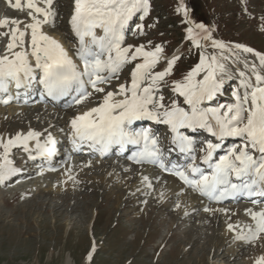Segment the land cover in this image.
Returning a JSON list of instances; mask_svg holds the SVG:
<instances>
[{"label": "rangeland", "instance_id": "1", "mask_svg": "<svg viewBox=\"0 0 264 264\" xmlns=\"http://www.w3.org/2000/svg\"><path fill=\"white\" fill-rule=\"evenodd\" d=\"M183 2L189 19L205 25L215 40L231 48V58L224 61L230 79L225 80L223 93L218 96V102L231 103L232 93L239 86L240 71L253 76L250 68L255 65L264 75V68L254 54L233 47L242 45L264 55V0ZM150 4L149 15L143 21L134 19L130 25L125 44L147 45L151 41L152 45L163 46L166 57L179 56L168 79L169 82L181 80L199 63L202 49L187 38L189 24L184 22L183 12H177L180 0H150ZM53 7L57 12L55 27H45L62 36L64 46L75 59L78 40L69 24L74 0H54ZM8 12L20 14V17L11 15L28 22L26 11L14 10L8 0H0V19H12ZM140 23L144 25V35L136 33L135 25ZM8 30L0 28V56L7 51L9 37L4 33ZM202 43L206 44L204 51L209 55H220L210 42ZM164 66L161 62L157 70ZM130 68L126 67L120 79L114 80L107 90L129 81ZM37 88L40 85L34 83L32 89ZM164 94L166 99L172 96L170 87L164 88ZM38 97L39 91L28 103H20L24 97L19 96L8 105L0 104L4 115L0 116V137L6 140L15 133L39 128L41 139L51 133L55 140L60 133L69 132L70 119L75 114L95 106L94 102H87L69 107L66 98L57 107L38 101ZM147 126L159 135L161 147L167 150L170 147L167 127L143 121L138 128ZM195 138L213 139L203 131ZM239 142L238 138L228 139L217 155ZM68 147L65 141L51 167H47L45 159L27 158L22 147L12 149L10 158L17 174L0 183V264H255L264 256V234L251 243L237 240V233L227 230L233 220L225 221L220 215V209L231 210L247 203L242 201L234 206L232 202H223L217 211L210 213L204 209L216 205H204L201 202L204 197H199L201 201L190 207L189 197L180 190L163 200L156 189L164 186L165 174L161 173L159 178L155 175L158 172L149 173L152 186L148 187L139 181L146 165L134 166L128 160L129 154L128 158L117 153L105 158L87 157L84 149L70 154ZM170 158L177 163L186 162L184 157H173L172 153ZM68 165L76 170H73L74 178L64 184L63 169ZM112 171L117 175L113 177ZM47 174L53 178L49 190L19 193L20 186L33 184ZM224 230L227 235L223 234Z\"/></svg>", "mask_w": 264, "mask_h": 264}, {"label": "snow or ice", "instance_id": "2", "mask_svg": "<svg viewBox=\"0 0 264 264\" xmlns=\"http://www.w3.org/2000/svg\"><path fill=\"white\" fill-rule=\"evenodd\" d=\"M8 2L14 10L26 11L28 22L0 19V28L9 29L4 33L9 37L7 51L0 56V104L8 105L18 99L19 91L33 83L41 86L44 98H67L69 107L94 102V107L70 121L74 150L87 145L92 151L107 155L114 146L123 152L131 145L136 150L129 159L135 164L158 167L209 201L264 197V75L255 65L250 68L253 76L240 71L233 102H218L225 80L230 79L224 61L231 58V48L215 40L205 25L189 19L183 0L177 12H183L184 22L189 24L187 38L202 52L199 63L183 79L171 82L168 78L173 75L179 56L166 57L163 46L152 45L151 41L147 45L125 44L126 32L134 19L143 21L149 15L150 0H74L69 24L78 40L75 59L44 30L46 25L55 27L54 0H15L14 5L12 0ZM135 30L139 35L145 34L142 23L136 24ZM194 33L202 34L201 38L197 39ZM201 41L210 42L220 55H209ZM233 47L254 54L264 68V55L242 45ZM161 62L165 66L157 70ZM128 66L130 80L107 90ZM245 68L249 66L245 64ZM11 86L17 90L16 97L9 94ZM166 86L172 93L167 99ZM140 121L166 126L171 134L170 147H161L159 135L150 128L135 127ZM201 131L213 139L198 141L191 135ZM41 135L29 130L6 140L0 137V183L17 174L10 158L13 148L22 147L32 160L55 154L51 133L44 143ZM230 138L240 142L217 155ZM32 141L36 155L31 154ZM172 152L186 162H174L170 158ZM142 182L152 186L148 176H142ZM246 213L253 225L242 228L229 223L227 230L236 232L237 240L251 243L264 234V210L247 209ZM87 259L90 262L92 256ZM255 264H264V256Z\"/></svg>", "mask_w": 264, "mask_h": 264}, {"label": "bare ground", "instance_id": "3", "mask_svg": "<svg viewBox=\"0 0 264 264\" xmlns=\"http://www.w3.org/2000/svg\"><path fill=\"white\" fill-rule=\"evenodd\" d=\"M12 2L13 3H15V0H12ZM8 14H10V12H8ZM12 14V13H11ZM10 14V16H11V18H14L12 15H14L15 17H20L19 15L20 14H17L16 12H14L12 15ZM17 14V15H16ZM48 28H50V27H48ZM48 34H50V35H52V36H54L63 46H64V43H63V41H62V36L61 37H59L58 35H56V34H54L53 32H49L47 29H46V27H45V29H44ZM197 33H198V31H197ZM74 34V33H73ZM194 35H196V38L197 39H200L201 38V34H196V33H194ZM201 42H203V41H201ZM7 48V47H6ZM64 48L66 49V47L64 46ZM67 50V49H66ZM70 55V54H69ZM130 80V79H129ZM34 87V83L29 87V88H27V89H21V91H20V93H19V96L20 97H24V96H26V97H28V95H30V90H31V88H33ZM41 87V86H40ZM16 89H15V87L14 86H11L10 87V89H9V94L10 95H12L13 97H16L17 96V93L16 94H14L13 92L15 91ZM3 96V95H2ZM1 96V94H0V97H2ZM44 99H46V98H44L43 96H42V91H40L39 92V99H38V101H44ZM25 101V98H23V100L22 101H20V103L22 102H24ZM30 102V98H28L27 100H26V102ZM27 102V103H28ZM18 103H19V101H18ZM38 103V102H37ZM51 103H53V106H57V107H59V103L58 102H56V101H51ZM85 103H87V102H85ZM88 104V103H87ZM92 104V103H91ZM90 107H94L93 105H91ZM90 107H86V109H84V110H87L88 108H90ZM84 110H82V111H84ZM82 111H79L77 114H75L74 116H76V115H78L80 112H82ZM2 112H3V110L2 109H0V116L2 115V116H4L3 114H2ZM73 116V117H74ZM72 117V118H73ZM71 118V119H72ZM71 119H70V121H71ZM3 120V119H2ZM33 120V119H32ZM42 123V122H41ZM138 123V122H137ZM21 125V124H20ZM23 125V124H22ZM41 125V124H40ZM46 126V125H45ZM50 126V125H49ZM157 126V125H156ZM41 127V126H40ZM135 127H136V125H135ZM148 127V126H147ZM32 128V127H31ZM30 128V129H31ZM138 128V127H137ZM148 128H150V127H148ZM34 129V128H33ZM151 129V128H150ZM46 130V129H45ZM29 131V130H28ZM36 131V130H35ZM40 130H39V128H38V131H36V132H39ZM49 131V130H48ZM26 133V132H25ZM40 133V132H39ZM16 134V133H15ZM15 134H13V135H11V136H15ZM193 134V136L195 137L196 136V134L197 133H192ZM68 135H69V138H70V140H71V136H72V129H71V126H70V132L68 133ZM53 136V135H52ZM10 137V136H9ZM42 138V137H41ZM7 139V138H6ZM46 140V137L45 138H43V139H41V143H44V141ZM58 140H59V138H58ZM69 142V141H68ZM55 144H57V140H56V142H55ZM169 145H170V139H169ZM168 145V146H169ZM56 146V145H55ZM29 147H30V149H32V152H31V154L32 155H36V151H35V141H32V142H30V144H29ZM57 147V146H56ZM55 147V148H56ZM58 151L59 150H57V151H55V153H58ZM115 151V150H114ZM133 151H135V149H134V147H127L125 150H124V155H126V157L128 158L129 157V155L131 156V153L133 152ZM74 154V153H73ZM115 153H113V155H114ZM129 154V155H128ZM55 155V154H54ZM54 155H52V156H47V155H44V156H37V158L36 159H38V158H42V159H45V162L44 163H47V167H51V165L53 164V158L51 159V157H53ZM26 157L27 158H29V152H27L26 151ZM93 157H95V156H93ZM98 157V156H97ZM105 157H107V156H101V158H105ZM173 157H175V156H173ZM176 157H178V156H176ZM128 160H129V162L131 163V164H133L134 166H137L138 167V164H135L131 159H129L128 158ZM43 163V164H44ZM27 164V163H26ZM85 164V163H84ZM93 165V164H92ZM36 166H38V164H36ZM38 167H40V165L38 166ZM82 168V167H81ZM85 168V167H84ZM139 168V167H138ZM80 168H77V170L78 171H80L79 170ZM73 170H76V169H74L72 166H65L64 167V169H63V171H64V175H62L63 177H62V179H63V183L64 184H67V183H69L74 177H73V175H74V171ZM114 170V169H113ZM143 171H144V173H142L140 176H139V181L140 182H142V176H148L149 177V173H155V171L156 172H158L157 174H155V175H157L159 178L161 177V173H163V174H165L166 175V177L164 178V186L162 187V188H159L158 189V187H157V189H156V191H157V193H158V195L160 196V198L161 199H163L164 200V198H167L168 196H171L175 191H177V190H180V191H182V193H184L185 194V196L186 197H189V205H190V207H193L194 205H195V203L197 202V201H201L200 200V198L199 197H202L203 198V196H200L199 195V193H197L196 192V195L192 192V190L191 189H188V188H186L183 184H182V182H180L176 177H174V176H172V175H169V174H167V173H164V172H162V170H160L158 167H153L152 165H146L145 167H143V169H142ZM69 173L71 174V178L69 177ZM112 173H113V171H112ZM61 174V173H60ZM115 175H117V173L116 172H114L113 174H112V176L114 177ZM164 176V175H163ZM52 179L53 178H51V176H49V174H47V175H45L44 177H42V178H40L39 180L37 179V181L35 182V183H33V184H24L23 186H20L21 188H20V192L19 193H23V192H30V193H36V192H39V191H45V190H49L50 189V184H51V181H52ZM154 179H156L155 177H154ZM161 180V179H160ZM4 182H7V180L6 181H4ZM3 182V183H4ZM147 185V184H146ZM161 193H163V196H161ZM184 196V197H185ZM247 198V200L245 201V203H247L246 205H243V206H241V207H232V209L231 210H224V209H220V215H221V218L223 219V220H233V222H232V224H238V225H242V224H246V227L247 226H250V225H253L254 224V222L251 220V218H250V216L246 213V210L247 209H252L253 211H256V212H259V211H261V210H264V197H258V196H254V197H251V198H248V197H246V196H242V197H240V198H238L237 199V202L236 203H238V202H242L243 201V199H246ZM250 199H252V200H250ZM249 200V201H248ZM253 200H255V201H257L256 203H253L252 201ZM201 202H203V204L204 205H216L213 209H216V211L218 210V204L220 203H217V202H214V201H209L206 197H204L203 198V201H201ZM236 203H234V206H235V204ZM233 205V204H232ZM237 205V204H236ZM212 212H214V211H210V213H212ZM244 227V226H243ZM246 227H244V228H246ZM226 229V228H225ZM224 233V235H227V230H226V232H225V230L223 231ZM232 234V233H231ZM226 237V236H225ZM228 240V239H227ZM234 241H236V240H234ZM242 241V240H241ZM246 243H247V241H245ZM244 242V243H245ZM237 243V242H236Z\"/></svg>", "mask_w": 264, "mask_h": 264}]
</instances>
